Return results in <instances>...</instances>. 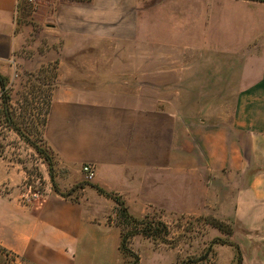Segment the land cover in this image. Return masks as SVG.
<instances>
[{
    "label": "crops",
    "instance_id": "obj_1",
    "mask_svg": "<svg viewBox=\"0 0 264 264\" xmlns=\"http://www.w3.org/2000/svg\"><path fill=\"white\" fill-rule=\"evenodd\" d=\"M26 67L53 70L57 165L95 175L26 202L25 169L0 159V264H122L116 202L96 187L135 217L230 225L205 264H264V0H0V74ZM130 248L175 264L141 234Z\"/></svg>",
    "mask_w": 264,
    "mask_h": 264
},
{
    "label": "rangeland",
    "instance_id": "obj_2",
    "mask_svg": "<svg viewBox=\"0 0 264 264\" xmlns=\"http://www.w3.org/2000/svg\"><path fill=\"white\" fill-rule=\"evenodd\" d=\"M52 71L51 68H48V72L40 76L39 71L33 72L32 69L26 67L25 70L12 74L10 80L6 79L5 88H3L0 95V159L20 164L25 169L26 178L23 179L20 185L21 190L24 187L29 188L31 192L35 191L37 188L32 181L36 177H40L42 186L38 190L42 191V194L45 193L48 187L53 188L54 186L59 191H61L60 189L67 191L61 192L68 194L69 189L82 187L83 184L90 181L71 175L70 169L58 166L54 155L45 145L43 131L49 107V83L53 78ZM42 81L47 82V85L42 86ZM5 97L8 100L7 107L12 124L7 120L4 110ZM14 127H18L35 145L46 149L53 161L51 170L43 157L42 169H39L40 156ZM50 171L54 175L53 181L49 177ZM70 179L75 181H72L73 184L69 185L71 188L68 189L66 185L69 184ZM111 218L117 225L122 221L116 214L111 215ZM136 218L152 222L153 226H157V221L163 223L164 226L159 225L158 230L155 231L156 239H149L156 247L173 249L175 264H205L208 257L209 259L212 258V251H214L212 241L215 237L212 240L209 237H212L218 231L230 230V225H221L222 228L219 229L213 226L214 224H207V219L212 218H206L205 220L196 217H162V213L157 209H150L145 216ZM120 227L123 233H133L128 241V247L131 249L130 242L132 238L138 234L143 235L141 232L145 227V223L136 226L123 224ZM132 253L133 255L122 253L124 256L122 264H134V255L137 254L134 251Z\"/></svg>",
    "mask_w": 264,
    "mask_h": 264
},
{
    "label": "trees",
    "instance_id": "obj_3",
    "mask_svg": "<svg viewBox=\"0 0 264 264\" xmlns=\"http://www.w3.org/2000/svg\"><path fill=\"white\" fill-rule=\"evenodd\" d=\"M5 84H6V78L0 74V86L3 90V88H5ZM7 102L8 100H6V97L4 98V110H5V113H6V117H7V120L12 124V121L10 119V115L8 113V105H7ZM14 126V125H13ZM16 129V131L25 138V140L28 142V144H30L34 150L36 151V153L42 158L45 159L46 163L48 164V168L51 170L52 166H53V161L51 159V155H49V153H47L46 149H42L41 147L35 145V143H33V141H31L28 137H26L24 135V133L18 128V127H14ZM53 177L54 175L52 174V172L50 171V178L51 180L53 181ZM55 190H58L55 186L53 187ZM98 192L103 194V195H106V196H110L112 197L115 202H116V206L114 208V213L119 217V219H121V223L119 224L120 225H123V224H133V225H138V224H143L145 223V227L143 229V231L141 232L144 236L148 237V238H151L152 240H155L156 239V233L155 231H157V227L159 225L161 226H164L163 223L161 221H157V226H153L152 222H148L146 221L145 219H138L136 217H134L132 214H130V212L128 211V207L125 205L124 201L122 198H120L118 195H115L113 193H108L106 192L104 189L100 188V187H96ZM206 220V219H205ZM209 223L207 224H210V225H213V226H216L218 227L219 229H221V225H227V224H224V223H221L219 221H216L215 219H211V220H208ZM224 233H229V231H222ZM133 233H130V232H127V233H123L122 230H121V243H120V249L122 251V253H125V254H130V255H133L131 249H129L128 247V241L129 239L132 237ZM223 242V240H219V239H216V240H213L212 242ZM211 242V243H212ZM138 263V256L134 255V264H137Z\"/></svg>",
    "mask_w": 264,
    "mask_h": 264
},
{
    "label": "built area",
    "instance_id": "obj_4",
    "mask_svg": "<svg viewBox=\"0 0 264 264\" xmlns=\"http://www.w3.org/2000/svg\"><path fill=\"white\" fill-rule=\"evenodd\" d=\"M29 3H34V0H28ZM81 171L83 172L84 174V178L87 180V181H91L93 178H94V175H95V171H94V167L91 165V164H84L81 168ZM32 178V177H31ZM33 179V178H32ZM32 183L34 185H36V190L35 191H30L29 188H24L23 187V190H22V194H21V198L23 200H26V202H31L32 199H34V197H38L39 196V192H42V191H39V187L42 186V181H41V178L40 177H36V179H34L32 181ZM27 185V184H25ZM4 255V260H3V263L2 264H27V263H24L22 261V259L12 253V252H8V251H5L3 253Z\"/></svg>",
    "mask_w": 264,
    "mask_h": 264
}]
</instances>
